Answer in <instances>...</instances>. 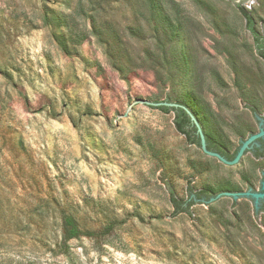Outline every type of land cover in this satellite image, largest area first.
<instances>
[{"label":"rangeland","instance_id":"rangeland-1","mask_svg":"<svg viewBox=\"0 0 264 264\" xmlns=\"http://www.w3.org/2000/svg\"><path fill=\"white\" fill-rule=\"evenodd\" d=\"M160 1L174 38L148 0H0V264H264L254 202L174 214L168 193L260 191L264 159L221 164L151 105L191 102L230 152L256 132L264 63L238 6L261 34L264 0Z\"/></svg>","mask_w":264,"mask_h":264},{"label":"trees","instance_id":"trees-1","mask_svg":"<svg viewBox=\"0 0 264 264\" xmlns=\"http://www.w3.org/2000/svg\"><path fill=\"white\" fill-rule=\"evenodd\" d=\"M243 1H246V0H242V2ZM148 3L150 4V7L152 9L151 11L154 13L159 26L162 27L166 31H170L173 38L175 37L174 35H178L179 31L176 30V25L178 24L179 26V23H178L179 21L174 20L172 22L170 20L168 12L163 6V3L160 0H148ZM238 9L246 21L247 30L252 35L254 49L256 51V54L264 63V31H262L261 34L257 33L254 30L253 20L250 17L249 13L242 7L238 6ZM62 22H63V26H66L65 20H63ZM171 23H174L173 24L174 26L172 28H171V25H172ZM178 26H177V29H178ZM93 34L100 37V34H98L96 27L94 26H93ZM118 41L121 44L120 38H118ZM168 102L171 103L170 100ZM174 104H177L178 106L177 107L158 106L156 107V109H158L164 114L173 113L174 128L179 134H181L184 137L185 141L188 144L199 147V137L196 133V128L191 122L190 116L187 113V111H189L190 114L199 123L202 129L203 135L205 137L207 149L210 151L219 153L221 156H223L227 160L233 159L238 147L232 152L227 150L225 142L221 140L220 136L219 135L214 136L213 133H211L210 130L206 128V123L204 121V118L200 117V115L198 114L197 110L194 109L191 102L175 101ZM241 140H244V139H241ZM257 156L259 155L256 154L255 157ZM225 192H228V191H225ZM168 193H169L170 204L173 208L174 214L189 213V208L196 202H201V200L208 201L210 198L218 194V193L215 194L210 189L199 190L196 192L192 191V189H189L187 199L179 200L176 198L172 190L169 189ZM62 229H63V235H62L61 247L64 249H67V243L70 240L76 239L82 235V232L78 228V225L76 224L74 218L68 214H64L62 217Z\"/></svg>","mask_w":264,"mask_h":264},{"label":"water","instance_id":"water-1","mask_svg":"<svg viewBox=\"0 0 264 264\" xmlns=\"http://www.w3.org/2000/svg\"><path fill=\"white\" fill-rule=\"evenodd\" d=\"M151 105H156V107L158 106L177 107L178 106L177 104L169 103V102H161V103H155ZM187 113L189 114L191 122L196 128V133L199 137V148L202 151V153L210 158L217 160L219 163L224 164L226 166L232 167V166L238 165L242 159L251 155L250 153H247V152L252 149L256 141L258 139L264 138L263 121H260L259 131L249 135L244 140H241L233 159L227 160L223 156H221L219 153H216V152H213L207 149L205 137L203 135V132H202V129L199 123L190 114L189 111H187ZM252 188H253V192L251 191L221 192L215 195L214 197L210 198L208 201L201 200V202H204V203L212 202L222 196L210 206H240L244 200H247V201L254 202L256 206L258 205L262 214L264 215V172H262L260 191H258V189L253 184H252Z\"/></svg>","mask_w":264,"mask_h":264},{"label":"flooded vegetation","instance_id":"flooded-vegetation-1","mask_svg":"<svg viewBox=\"0 0 264 264\" xmlns=\"http://www.w3.org/2000/svg\"><path fill=\"white\" fill-rule=\"evenodd\" d=\"M260 121H263V127H264V118H262L261 120H258L257 122V131H259V124H260ZM256 131V132H257ZM255 133V132H254ZM253 134V133H251ZM250 134V135H251ZM249 136V135H248ZM247 136V137H248ZM247 153H250L252 155V157L256 160H263L264 159V138L262 139H258L256 141V143L253 145L252 149L250 151H248ZM256 154H258L259 156L255 157Z\"/></svg>","mask_w":264,"mask_h":264}]
</instances>
